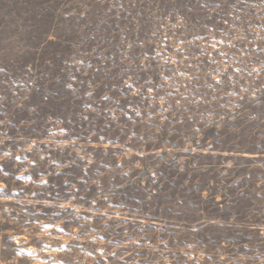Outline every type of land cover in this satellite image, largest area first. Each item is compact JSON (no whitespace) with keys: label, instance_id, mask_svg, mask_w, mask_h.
<instances>
[{"label":"rangeland","instance_id":"rangeland-1","mask_svg":"<svg viewBox=\"0 0 264 264\" xmlns=\"http://www.w3.org/2000/svg\"><path fill=\"white\" fill-rule=\"evenodd\" d=\"M258 150L264 0H0V264H264Z\"/></svg>","mask_w":264,"mask_h":264},{"label":"trees","instance_id":"trees-1","mask_svg":"<svg viewBox=\"0 0 264 264\" xmlns=\"http://www.w3.org/2000/svg\"><path fill=\"white\" fill-rule=\"evenodd\" d=\"M252 152H259L256 155H262L264 154V151H252ZM208 229H213L216 228L217 226H212L210 225L209 227H207ZM220 228V227H218ZM231 229H229L227 232H229L231 236H235L237 238V240L240 239H246L247 237L251 236V237H256L258 238L260 241H264V234L262 233V229L261 227L258 228H254V226L252 227H246L245 225L242 224H235L234 226L230 227ZM256 235V236H255ZM252 239V238H251Z\"/></svg>","mask_w":264,"mask_h":264}]
</instances>
